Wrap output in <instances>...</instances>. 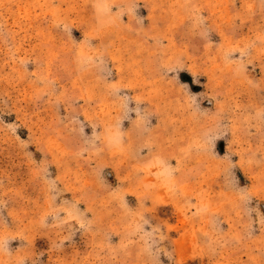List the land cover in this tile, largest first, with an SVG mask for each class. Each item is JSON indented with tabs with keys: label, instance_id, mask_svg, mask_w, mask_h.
<instances>
[{
	"label": "rangeland",
	"instance_id": "obj_1",
	"mask_svg": "<svg viewBox=\"0 0 264 264\" xmlns=\"http://www.w3.org/2000/svg\"><path fill=\"white\" fill-rule=\"evenodd\" d=\"M0 264H264V0H0Z\"/></svg>",
	"mask_w": 264,
	"mask_h": 264
}]
</instances>
